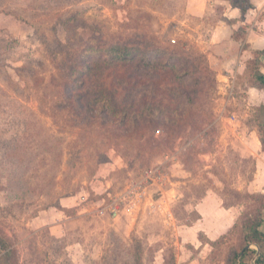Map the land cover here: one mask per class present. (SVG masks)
Listing matches in <instances>:
<instances>
[{
  "label": "rangeland",
  "instance_id": "1",
  "mask_svg": "<svg viewBox=\"0 0 264 264\" xmlns=\"http://www.w3.org/2000/svg\"><path fill=\"white\" fill-rule=\"evenodd\" d=\"M185 3L0 0L17 17L0 24V235L17 264H233L246 221L264 217V166L239 135L256 141L264 94L246 93V75L228 86L207 59L201 68L213 74L196 71L221 12L210 5L199 20ZM116 45L139 50L138 60L111 68ZM160 51L194 62L189 72L180 64L182 84L169 81L163 62L145 66ZM87 64V85L114 92L116 115L136 93L127 85L148 94L154 83L158 122L75 104L72 75ZM196 82L202 93L192 102L168 96V85L190 93ZM220 222L221 238L196 257L192 245L209 243Z\"/></svg>",
  "mask_w": 264,
  "mask_h": 264
},
{
  "label": "trees",
  "instance_id": "2",
  "mask_svg": "<svg viewBox=\"0 0 264 264\" xmlns=\"http://www.w3.org/2000/svg\"><path fill=\"white\" fill-rule=\"evenodd\" d=\"M244 12L245 10L242 9ZM242 28L239 30V32H242ZM235 39L237 40H245L243 37H239L237 32L235 33ZM109 53L111 54V59L109 60V66L115 67V64H123L128 65L131 63H134L138 60L140 51L136 49H130L127 47H120L118 45L113 46ZM152 58L149 62L146 63V67H152L150 66L151 61H159L163 62L162 68L166 71L165 75L167 77L172 76L173 78L169 81L174 82L176 85V81L183 83V75H179V67L180 64H183V69L186 68L189 72L191 68L195 69L193 67V61L177 58V56H171L167 58V53L165 52H156L152 53ZM255 59L254 61H250L247 65L246 69V76H249V82L256 86L258 89L264 91V73L261 72V68L263 66V63L261 62V58H264V51H257L254 52ZM201 58L206 60L205 55L199 56V62L198 66L196 68V71L199 69H205L208 74L212 73L209 66L207 65L204 68ZM182 61V62H181ZM181 62V63H180ZM186 63V64H185ZM92 71H91V65L87 64L82 71H79L77 74H73L72 76H76L74 80L70 83L69 91L75 94V97H72L75 104L80 103L83 100H91L90 102H95L97 105L103 103L104 105H108L109 108L107 111L102 110L103 113L107 114L108 117H112L116 115L114 111H117V106H115V95L113 91L108 90L107 87L104 85L102 86L101 91L98 93H93L95 90H91L90 87L87 85V80L92 78ZM132 76V75H131ZM178 86H167V92H169V97L173 95V99H179L183 96H187L189 98L188 102H192L194 99L199 98L202 92H199V82H196L197 87L190 91V93L184 92V88H181V85L178 83ZM154 83L149 84V92L147 94V90H140L136 87H128L126 86V90L134 91L136 92L135 95L131 96V104L129 108H126L124 111H121L120 113H117L116 116H120V118L128 122L129 120H132L135 124H141V123H152V122H158L159 116L163 115V103H156L152 97L154 95ZM105 89V90H104ZM93 91V92H92ZM83 92V94H81ZM110 92V97L106 96V93ZM142 99H139L140 96ZM148 100H150L148 102ZM89 102V101H88ZM264 110V107H262ZM114 110L113 112H111ZM109 112V113H108ZM111 115V116H109ZM260 133H261V141L264 147V122L260 123ZM262 217V215H260ZM263 218H258L254 220H247L243 228V235H242V247L240 252H238L234 256V262L233 264L239 263V264H251V260L255 258L257 255V251L250 248L252 245H256L259 248V255L257 256L255 260V264H264V233L262 232V225H263ZM2 254V255H1ZM17 258L18 253L17 250L8 242L7 238L3 235H0V264H17Z\"/></svg>",
  "mask_w": 264,
  "mask_h": 264
},
{
  "label": "crops",
  "instance_id": "3",
  "mask_svg": "<svg viewBox=\"0 0 264 264\" xmlns=\"http://www.w3.org/2000/svg\"><path fill=\"white\" fill-rule=\"evenodd\" d=\"M21 1L24 0H15L17 3ZM185 5H187L186 11L189 16L199 20L206 19L210 5H215V9H220L221 16L212 27L207 40L206 59L211 64L212 70L227 81L228 86L233 83L234 74L244 76L247 63L255 59L254 52L264 51V0H186ZM6 7V5H0V24L6 22L8 17H13L5 11ZM242 9L245 11L243 12ZM13 18L17 19L15 16ZM241 28H245L247 32L245 40L235 39V33ZM261 62L263 63L261 72L264 73V58H261ZM246 93L251 97H261L264 91L251 84V86L247 85ZM260 106L264 107V104ZM234 119L235 117L230 121L232 122ZM250 134L252 133L249 132V135L246 133L239 134L243 141V150L247 153L248 158L254 157L256 159L258 170H261L264 166V147L261 141V133L256 135V141L253 140L254 143ZM254 184L256 186V181ZM261 186V191L264 193V184ZM200 221V223L205 222V225L207 223L206 219ZM223 228L224 224L218 223L215 230L207 235L209 243H199L198 246L192 245L197 251L196 257L201 258L200 254L205 255V250L221 238ZM263 228L264 220L262 225V232L264 233ZM250 248L258 252L255 258L250 261L251 264H255L260 251L256 245H252Z\"/></svg>",
  "mask_w": 264,
  "mask_h": 264
},
{
  "label": "built area",
  "instance_id": "4",
  "mask_svg": "<svg viewBox=\"0 0 264 264\" xmlns=\"http://www.w3.org/2000/svg\"><path fill=\"white\" fill-rule=\"evenodd\" d=\"M173 43H175V41H173ZM161 133H162L161 130L156 131V134H157V135H161ZM149 174H150V175H153L154 172L152 171V172H150Z\"/></svg>",
  "mask_w": 264,
  "mask_h": 264
}]
</instances>
